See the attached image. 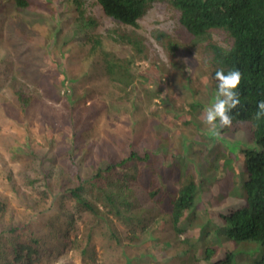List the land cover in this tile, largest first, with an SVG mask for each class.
Listing matches in <instances>:
<instances>
[{"label": "trees", "instance_id": "trees-1", "mask_svg": "<svg viewBox=\"0 0 264 264\" xmlns=\"http://www.w3.org/2000/svg\"><path fill=\"white\" fill-rule=\"evenodd\" d=\"M157 1L167 3L175 12L180 36L190 35L198 41L205 40L203 44L194 45L189 38L181 41L166 32H155V38L166 44L165 52L173 60L172 67L180 71L177 79H170V73L156 68H141L137 64L138 60H151V52L148 40L136 34L135 30L140 27L139 20L144 17L150 5ZM98 2L107 16L120 25L133 27V30L119 26L108 36L116 45L131 47V56L120 58L115 51L104 46L105 36L92 31L97 28L98 22L80 6V30L85 33L86 45H91L88 57L96 60L84 72L82 79L73 78L70 81L88 82L95 75V70H99L102 65L112 86L108 88L96 83V86L87 88L84 95H78V87L71 86L65 95V102L72 107L71 112L76 117L72 118V122L71 118L63 121L66 127L72 123L73 130L70 143L67 142L64 147L66 151L69 149L68 157L72 162L76 161L78 167L82 163L77 158L82 156L87 159L85 156L90 155L87 160L91 171L83 176V171L79 170L76 179L67 182L57 168L45 161L46 155H40L32 149L31 156L37 159L40 167L37 169L38 174L33 176L32 170L30 173L27 171L29 174L24 178L30 186L39 189L40 194L38 198H33L29 193L18 189L16 197L27 200L29 195L35 203L32 205L34 221L47 206L51 207L50 192L57 181L78 212L88 213L91 217L82 237L77 236L73 240L74 247L80 250L83 259L89 260V263H96L94 239L95 235H99L103 247L121 252V259L125 261L123 264H142L149 260L155 264H238L235 253L227 251L224 257H220L219 246L207 238L208 229L212 231L213 225L211 208L203 205L205 213L198 211L201 198L206 201L205 196L208 193L213 196L220 189L219 172H214L211 179L206 180V177H201L196 170H192L188 163L176 167L168 159V150L163 145L164 142H161L163 135L160 132L164 129L173 132L181 126V121L168 126L163 119L168 113L169 103L177 101L178 95H184L185 102L177 104V109L174 106L175 116L182 118L184 114H199L202 118L206 105L198 101L196 95L202 92L215 97L218 90L216 71L238 69L244 75L239 88L241 107L233 111L234 115L239 113L233 124L247 125L259 149L244 153L247 176L240 194L244 190L245 203L229 210L222 216L221 223L225 222L224 231L233 244H259L263 256L257 264H264V117L254 119L258 110L257 104L264 101V0ZM30 6V0H3L0 5V35L8 25L10 38L19 41L27 50L38 45L37 37L21 26L22 13ZM56 37L57 34L52 37V41ZM1 39L0 36V41ZM2 44L5 46L4 42ZM193 47L196 53L202 55L203 63L210 71L199 74L195 77L196 81L191 83L192 76L188 77V81L184 79L187 73L183 66L185 60L188 62L192 54L194 56ZM4 56L0 54V101L6 98L14 102L15 106L23 105L24 109L32 107L35 99L39 102L36 98L39 95L38 88H28L27 93L24 89H16V84L10 87L17 80V71L12 69L11 61ZM189 65L193 66V63ZM39 68L42 69L41 66ZM39 68L32 67L31 73L36 81L42 80L45 85L50 86V89L43 91L53 101L59 100L61 96H57L58 90L54 89V84L43 78L44 73L47 76L49 74L44 70V73L41 72ZM9 77L10 81L7 80ZM183 82H188L191 89L184 88L181 85ZM199 86L204 89H198ZM1 88L4 90L1 91ZM104 89L111 90L106 92ZM100 92H106L104 98L109 104L106 108L109 114L117 111L127 116L129 121L132 120V125L129 122L132 128L131 140L115 144L112 140L102 139L98 143L96 139H90L94 131V123L91 122L94 116L98 117L101 110L95 102L88 104L86 101ZM82 101H85V111L78 108ZM154 108H157L155 112ZM145 122L157 127V131H145L141 127ZM156 138L160 142H155ZM141 142L142 146L139 145ZM96 144V151L91 153ZM8 180L14 191L19 188L13 182L12 176ZM174 183L180 185L177 190ZM87 190L92 193L93 198H88ZM9 199H0V216L13 211ZM64 218L63 214L56 213V222L46 224V230L39 229L36 232L34 227H27L23 222L12 224L8 228L13 234L12 237L3 238L0 235V259L6 258L12 264L40 263L45 253L54 249L58 251L57 244L69 241L67 228L72 229L68 222L72 218L66 219L65 223L68 225H64ZM116 223L124 225L126 232L120 231ZM110 242L115 247L109 245ZM140 245L146 246L143 254L136 250ZM174 245L176 247H172Z\"/></svg>", "mask_w": 264, "mask_h": 264}, {"label": "rangeland", "instance_id": "rangeland-1", "mask_svg": "<svg viewBox=\"0 0 264 264\" xmlns=\"http://www.w3.org/2000/svg\"><path fill=\"white\" fill-rule=\"evenodd\" d=\"M87 1L88 5L86 9L87 13H90L91 3L95 2V0ZM30 2V8L22 13L23 20L21 26L37 37L36 44L38 45L27 50L19 41L10 38L8 25L3 28L0 35L2 38L0 41V54L9 58L12 69L17 71V80L15 83H11L10 87H14L16 84V89H24L27 93L28 88L31 89V87L34 89L38 88L39 91V95L36 97L39 102L35 99L32 107L26 109L22 108L23 105L15 106L14 102L6 100V98L4 101H0V199L9 197L10 206L13 210L12 212H7V215L0 216V235L3 238L12 237L13 234L8 231V228L12 224L19 222H23L27 227H34V232L39 229H45L46 224L57 221L56 213H61L65 217L64 223L69 217L72 218V220L68 221L72 229L67 228V239L69 241L64 244H57L58 251L57 249L48 251L44 254L43 260L38 264H54V261L61 257L64 259V264H123L125 261L121 259V252L107 250L103 247L99 235H95L94 239L96 263H89V260L83 259L80 250L74 247L73 240L77 236L82 237L87 223L91 222V217L88 213L78 212L74 203L63 192L57 181L50 192L51 207L47 206L32 221L34 213L32 205L34 206L35 203L32 202L29 195L33 198H38L40 191L30 186V183L24 176L28 175L31 170L33 171V176H35L38 174L37 169L40 166L37 165V159L31 156V150L39 152L40 155H46L45 161L51 164L52 167L57 168L58 172L67 182H73L79 170L83 171V176H86V172L91 171V165L87 160L90 155L85 156L87 159L79 156L77 161L81 162L82 166L78 167L76 161L72 162L69 159V149L66 151L64 147L67 142L70 143L73 130L71 128L72 123H70L69 127H66L63 121L71 118L72 122V118L76 117V114H72V107L70 108L65 102V95L68 92V87L70 88L71 86L78 87L76 92L78 95H84L87 88H90L92 85L96 86V83L104 82V80L95 81V77L93 76L88 82H81L80 80L70 81L73 78L82 79L84 72L96 60L91 56L90 58L88 57L91 45H86L85 33L83 30H80V22L77 20L80 14L79 1L30 0ZM57 9L59 10L57 11ZM140 25L141 29L139 32L148 39L151 60H138V67L162 70L164 73H170V79H177V76L180 77V71L172 67L171 61L173 60L165 52L166 44L159 42L154 37L156 31H163L174 38H179L177 40L184 41L185 38H188L186 35L180 36L178 34L180 30L177 27L175 12L172 11L167 3H155L144 18L140 20ZM111 27L110 21L105 19L100 29L101 31H105ZM56 34L57 39L55 38L52 41V37ZM2 41L5 43V46H3ZM200 43L203 44V42ZM64 44H67V46ZM104 46L115 51L120 58L130 57L132 53L130 46L116 45L109 39H106ZM192 50L195 52V49ZM185 62H192L193 66L200 68L202 65V55L195 52L194 56L192 54L190 60L188 62L185 60ZM40 66L42 69L39 68ZM32 67H38L41 72L44 70V72L49 74L47 76L43 72V78L50 80L51 84H54V89L58 90L56 92L57 96H61L59 100L53 101L52 97H49L47 92L43 91L50 89V86L45 85V82L43 83L42 80L36 81L34 75L31 73ZM189 68L193 67L189 66ZM11 77L7 80L10 81ZM181 85L184 88L188 87V90L191 89L188 82H183ZM105 86L108 88L112 87L108 80H106ZM198 89L204 88L199 86ZM3 90L4 88H1V91ZM104 90L107 92L111 89ZM69 91L73 94L71 89ZM106 92L94 94L91 100L86 101L88 104L95 102L101 110L98 117L94 116L93 122H91L94 123V131L90 139H96L98 143L102 139L112 140L115 141V144L131 140L132 128L130 124L132 125V120L129 121L127 116L117 111V113L113 112L112 114L107 112L106 108L109 104L104 98ZM138 94L143 96L141 93ZM214 98L202 92L196 95V99L206 105V107L213 103ZM182 102H185V96L178 95L177 101H174L175 104L170 102L167 110L168 113L163 116L168 126L175 125L181 121V126L178 124L179 128L177 130H173V132L168 131L166 134V138L168 139V142H166L168 159L176 167H181L185 163L190 164L192 170H196L199 176L206 177V180H210L214 172H219L220 189L213 196L210 193L206 196L204 194L206 201H203V198H201L202 202L199 203L198 207V211L201 214L205 213L203 205L208 209L211 208L213 225L212 231L208 229L209 234L207 238L216 242L219 246L221 250L220 257H224L226 252L229 251L236 254L238 264H257V261H260L263 256L259 249L260 245L255 242L238 245L231 243L224 231L226 224L225 222L221 223L222 216H217V214H226L229 210L245 203L244 190L240 194L247 176L244 153L247 150H258L259 147L245 124L237 126L233 124L231 128H224L221 130V137L216 138L209 133L207 125L199 117V114H195L194 116L184 114L182 118L175 116L173 111L175 108L177 109L176 105ZM84 103L85 101H82L78 105L81 111H85ZM156 110L157 108L153 109L154 112ZM81 113L83 114V112ZM141 127L146 129L145 131L154 129L148 122H145V125H141ZM165 131V129L161 131V134L163 135ZM156 140L160 142L157 138L155 142ZM51 143L53 144L52 147ZM97 145L93 146L91 153L96 151ZM139 145L142 146L143 142ZM137 148L141 149V147ZM9 176L13 177V182L19 187L15 191L8 180ZM178 187L179 184H175V190ZM18 189L29 193L27 200L25 198L21 200L16 197L19 192ZM237 192L239 195L236 196ZM86 195L90 199L93 198L92 193L88 190L86 191ZM201 197H203V193ZM64 225H68V223L66 222ZM116 225L120 231L126 232L124 225L120 223H116ZM29 232L31 233L32 231ZM213 236H215V239H213ZM106 242L109 243V241ZM105 245L107 246V244ZM109 245L115 247L112 242ZM145 247L140 245L136 250L139 254H143V248ZM172 247H176V245ZM167 251L170 252L171 250ZM0 264L12 263L8 262L6 258H1ZM142 264H155V262L149 260L142 262Z\"/></svg>", "mask_w": 264, "mask_h": 264}, {"label": "clouds", "instance_id": "clouds-1", "mask_svg": "<svg viewBox=\"0 0 264 264\" xmlns=\"http://www.w3.org/2000/svg\"><path fill=\"white\" fill-rule=\"evenodd\" d=\"M78 1H79V6H82L83 9L87 8L86 7L88 5L87 0H78ZM159 2L163 3L161 1L153 2L150 5L149 9L147 10L146 14L149 12V10L152 8V6L155 3H159ZM1 3H3V0H0V5H1ZM95 10L97 11V13ZM86 13H87V9H86ZM87 14L94 17L98 22L97 28L96 29L93 28L92 31L96 34H100L102 36H105L106 39L111 40V38L108 36L110 34H113V30H115L119 26H122L123 29L133 30V27H130V26L127 27L124 25H120L117 21H114L112 18L107 16L105 14L103 8L101 7L100 3L98 2V0H95V2L91 3L90 13H87ZM79 17H80V14L77 17V20ZM105 19H108L110 21L112 27L110 29L105 30V31H101L100 27H101V25ZM142 19H140V20H142ZM140 20H139V24H140ZM140 29H141V25L137 30H135V33L138 34L139 36L147 39V37L145 35H142V33L139 32ZM186 36L191 40V42L194 45L202 42V41H198L197 38H195V37L192 38L190 35L189 36L186 35ZM204 42H205V40H203V43ZM194 48L195 47H193L192 49H194ZM192 52L194 53V51H192ZM170 59H172V58H170ZM189 60H190V58H189ZM171 62L173 63V61H171ZM184 63H185V65L183 66V70L187 73V75H185L184 79H186L188 81V77L192 76L193 82H191V83H194V81H196L195 80L196 76H198L199 74H201L203 72L209 71V67H207L203 63V57H202V65L200 68L195 67V66L193 67L192 65H189V63H186L185 61H184ZM189 66H192L193 68H189ZM98 69L99 70H95V75H94L95 81H100L103 79L104 82H99L97 84L105 86L106 80H108V76L106 73H104V69H103L102 65H100ZM243 75L244 74L241 71H239L238 69H232V70H229L227 72H225L223 69H218L215 73V79L218 81L217 94L214 98L213 103L210 106L205 108L204 113L202 115V120L207 125L209 133L216 138L221 137V135H222L221 130L222 129L231 128L234 120L239 115V113H235V115H234L233 111L236 110L237 108L241 107V97H240V93H239V88H240V85L242 83ZM190 81H192V80H190ZM257 109L258 110L256 111V113L254 115V119L259 120L262 117H264V101H260L257 104ZM156 129H157V127H154L153 131H155ZM167 133H168V130L165 131V133L163 134V139L161 140V142H164L163 145L166 148H167L166 142H168V139L166 138ZM167 150H168V148H167ZM173 182H175V180ZM175 184H179V183H174V186H175ZM219 215L224 216L225 214H218V216ZM54 264H64L63 257L54 261Z\"/></svg>", "mask_w": 264, "mask_h": 264}]
</instances>
